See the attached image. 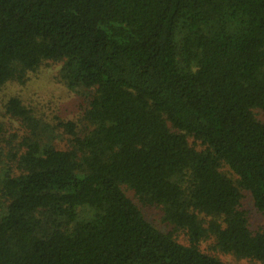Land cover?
Here are the masks:
<instances>
[{
  "label": "trees",
  "instance_id": "1",
  "mask_svg": "<svg viewBox=\"0 0 264 264\" xmlns=\"http://www.w3.org/2000/svg\"><path fill=\"white\" fill-rule=\"evenodd\" d=\"M45 62L93 91L86 127L61 124L59 150L3 104L30 132L0 130V264H226L207 240L264 264V225L241 209L246 192L264 216V0H0V88Z\"/></svg>",
  "mask_w": 264,
  "mask_h": 264
},
{
  "label": "rangeland",
  "instance_id": "2",
  "mask_svg": "<svg viewBox=\"0 0 264 264\" xmlns=\"http://www.w3.org/2000/svg\"><path fill=\"white\" fill-rule=\"evenodd\" d=\"M60 68L61 63L45 62L35 71L29 72L23 83L11 82L0 88V130L6 140L10 135H14L15 139L11 140V144H18L22 136L28 134L30 129L27 128V123H21L5 114L3 104L10 98L20 100L32 111L34 118L50 127L51 141L59 150L65 149L71 140L69 134L60 126L61 124L74 123L77 126V132L85 129L83 115L88 108L93 91L82 88H77L75 91L69 90L60 79ZM252 112L258 121L264 122L262 112L259 110ZM188 140L190 143L193 142L191 139ZM1 148L5 151L7 145L2 144ZM121 190L156 230L163 234L172 232V229L162 222V212L159 207L142 205L126 186H121ZM241 209L247 215L248 229L252 233L259 231L264 225V216L255 210L252 199L246 192L243 193ZM172 236L177 243L187 245L183 232H172ZM199 249L226 264H262L258 261L222 254L213 249L212 240L202 241Z\"/></svg>",
  "mask_w": 264,
  "mask_h": 264
}]
</instances>
